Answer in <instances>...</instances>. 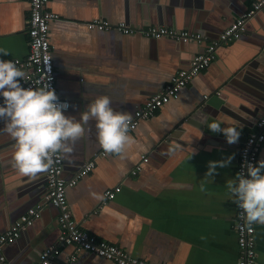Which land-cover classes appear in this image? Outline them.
Instances as JSON below:
<instances>
[{"label": "crops", "instance_id": "0c3cea01", "mask_svg": "<svg viewBox=\"0 0 264 264\" xmlns=\"http://www.w3.org/2000/svg\"><path fill=\"white\" fill-rule=\"evenodd\" d=\"M255 1L48 0L47 10L56 15L48 35L56 91L70 103L65 115L79 119L89 100L102 95L110 98L115 111L133 115L205 47L154 40L136 30H190L213 41ZM28 13L29 0H0V49L9 53L0 59L25 60ZM95 19L124 23L136 32L87 29ZM262 38L264 12L246 22L238 40L218 46L214 61L176 99L139 122L129 134L135 143L123 158L99 156L102 148L92 123L75 143L71 162L62 160L67 181L88 162L95 163L90 173L66 189L67 209L81 230L151 264H237L235 204L226 183L236 177L240 148L263 114L264 92L235 75L254 60L257 64L247 78H264ZM213 120L221 128L239 122L238 143L230 145L222 133L211 132L208 125ZM3 126L1 121L0 129ZM14 145L13 138L0 131V235L29 208L41 209L34 225L22 228L15 243L1 247L0 264H37L41 252L57 244L59 213L44 202L46 173L18 172ZM142 157L148 161L132 175ZM229 157L233 158L226 167L206 176L210 161ZM260 161L264 143L257 164ZM115 187L120 191L105 200L103 194ZM254 230L253 264H264V224H254ZM50 264L113 263L66 246Z\"/></svg>", "mask_w": 264, "mask_h": 264}, {"label": "built area", "instance_id": "2783aa9c", "mask_svg": "<svg viewBox=\"0 0 264 264\" xmlns=\"http://www.w3.org/2000/svg\"><path fill=\"white\" fill-rule=\"evenodd\" d=\"M47 3L48 0H29V13L27 17L28 54L25 60H16V62H18L17 66L23 67L27 71V77L21 81L24 87L39 88L49 84L50 88L54 89L57 94L51 54L52 48L48 36L49 24L52 20L56 19V15L47 10ZM263 9L264 0L255 1L250 9L233 21L219 34L218 38L213 41H208L199 34L189 33L184 30L178 31L155 26L136 30L140 35L154 40L168 39L183 44L206 43V45L201 53L195 55L191 59L188 68L177 71L170 78L160 94L151 96L141 108L133 113L129 134L137 128L141 120L152 117L159 108L167 104L170 100L176 99L181 89L201 71L208 68L212 61H214L217 47L238 40L245 30L246 22ZM86 27L89 30L97 31L114 29L125 35H131L136 32L133 28L127 27L124 23L112 25L100 19L88 22ZM59 100L69 103V101L61 99L60 97ZM2 102L3 98L1 97L0 103ZM263 143L264 110L254 130L247 135L240 148L238 153L237 174L241 172H245L246 174L248 164L257 165L258 153ZM107 154L109 153L104 152L102 149L99 156L104 157ZM147 161L148 159L146 157H142L141 162L138 163L131 172L132 175L137 174L141 168V164ZM94 167V161L88 162L68 181L62 177V160L45 172L46 193L44 195V202L59 209L57 219L59 236L57 244L54 247H49L41 252L37 264H50L51 260L58 256L61 249L66 246H74L77 250L105 259L113 264H151L142 259L131 257L118 246L98 239L86 231L81 230L72 219L67 209L66 189L68 187H73L82 177L90 173ZM119 191L120 187H115L112 191H106L103 196L105 200H112ZM234 208V228L236 231L237 247L240 253L237 264H253L256 257L254 224L251 225V230H249V226L246 224L243 217L242 210L238 208L236 204ZM40 209L41 206L39 205L29 208L20 217L17 223L12 225L8 231L1 234L0 249L6 244L13 243L19 237L22 228L32 226L39 218ZM0 261H3L2 256H0Z\"/></svg>", "mask_w": 264, "mask_h": 264}, {"label": "clouds", "instance_id": "9594fccd", "mask_svg": "<svg viewBox=\"0 0 264 264\" xmlns=\"http://www.w3.org/2000/svg\"><path fill=\"white\" fill-rule=\"evenodd\" d=\"M9 53L0 49V57ZM18 62L0 59V131L15 141V167L21 175H35L50 170L63 159L71 162L75 143L81 139L94 122L96 137L104 152L123 158L135 140L129 135L132 115L118 112L111 107L108 96L89 100L86 109L75 116L65 112L69 103L61 102L54 89L46 84L39 88L24 87L21 83L27 73L17 66ZM221 128L213 122L208 128L222 133L228 144L238 143L242 126ZM233 157L225 161L209 162L207 177H212L218 167H226ZM226 186L232 202L242 210L246 224H264V161L248 164L247 172H241ZM96 195V194H93ZM102 198V197H99Z\"/></svg>", "mask_w": 264, "mask_h": 264}, {"label": "water", "instance_id": "95a60500", "mask_svg": "<svg viewBox=\"0 0 264 264\" xmlns=\"http://www.w3.org/2000/svg\"><path fill=\"white\" fill-rule=\"evenodd\" d=\"M264 12V9L263 10H261V11H259V12H257L256 13V16L258 17V15H261V13H263ZM188 32H190V30H188ZM218 38V37H217ZM216 38V39H217ZM215 39V40H216ZM261 40H263V43H262V45L260 46V50H261V52L259 53V55H262V56H264V38H262ZM204 45H206V43H204ZM257 63H256V61H254V60H252V61H250L247 65H246V67L244 68V69H242L241 71H239V73L238 74H236L235 75V77L237 78V79H243L244 81H246V82H248L249 84H252L253 86H254V88H256V89H259L260 91H262V92H264V82H263V77L262 76H260L259 74H255L256 76L254 77V78H247V75H249L250 74V72H252V70L255 68V65H256ZM1 98V97H0ZM262 104H264V98L262 99ZM263 106V105H262ZM262 109H264V106L262 107ZM1 122V121H0ZM51 207H53L52 205H50ZM54 209H56L57 211H58V213H59V209L58 208H56V207H53ZM34 225V224H33ZM58 228V232H59V227H57ZM22 232H23V230L20 232V236H21V234H22ZM58 236H59V234H58ZM18 239H16L13 243H15L16 241H17ZM13 243H10V244H6V245H11V244H13ZM0 256H1V251H0Z\"/></svg>", "mask_w": 264, "mask_h": 264}]
</instances>
